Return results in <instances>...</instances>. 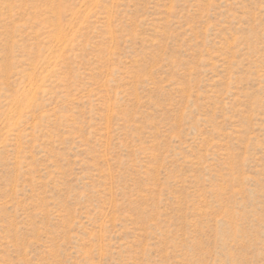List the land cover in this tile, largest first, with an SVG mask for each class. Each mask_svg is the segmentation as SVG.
I'll return each mask as SVG.
<instances>
[{
  "label": "rangeland",
  "instance_id": "rangeland-1",
  "mask_svg": "<svg viewBox=\"0 0 264 264\" xmlns=\"http://www.w3.org/2000/svg\"><path fill=\"white\" fill-rule=\"evenodd\" d=\"M0 264H264V0H0Z\"/></svg>",
  "mask_w": 264,
  "mask_h": 264
}]
</instances>
